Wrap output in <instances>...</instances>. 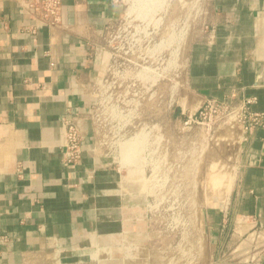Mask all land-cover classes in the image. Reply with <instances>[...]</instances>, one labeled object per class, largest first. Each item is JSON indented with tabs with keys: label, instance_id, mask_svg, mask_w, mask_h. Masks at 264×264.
<instances>
[{
	"label": "crops",
	"instance_id": "1",
	"mask_svg": "<svg viewBox=\"0 0 264 264\" xmlns=\"http://www.w3.org/2000/svg\"><path fill=\"white\" fill-rule=\"evenodd\" d=\"M22 1L0 0V264L41 255L57 264H160L139 183L144 171L122 174L95 116L94 85L108 67L105 35L122 6L62 0V23L50 28L31 18ZM211 1L189 52L190 100L181 114H194L212 98H256L252 111L264 114V0ZM68 113L84 137L78 167L62 162ZM238 171L217 229L216 264H245L244 253H231L232 263H225L228 227V250L249 224L264 231V118L242 142ZM250 253L260 261L248 264H264V248Z\"/></svg>",
	"mask_w": 264,
	"mask_h": 264
},
{
	"label": "rangeland",
	"instance_id": "2",
	"mask_svg": "<svg viewBox=\"0 0 264 264\" xmlns=\"http://www.w3.org/2000/svg\"><path fill=\"white\" fill-rule=\"evenodd\" d=\"M118 2L122 16L104 41L107 72L94 85L95 116L106 152L124 176L144 171L139 183L160 242V264H216L217 229H222L238 178L240 130L222 135L203 125H186L188 118L181 114L190 100L189 52L206 26L212 1ZM137 136L139 147L125 152ZM232 229L224 236L228 259L249 243L246 235L228 250ZM50 258L33 256L26 264L58 263Z\"/></svg>",
	"mask_w": 264,
	"mask_h": 264
},
{
	"label": "built area",
	"instance_id": "3",
	"mask_svg": "<svg viewBox=\"0 0 264 264\" xmlns=\"http://www.w3.org/2000/svg\"><path fill=\"white\" fill-rule=\"evenodd\" d=\"M21 6L31 18L40 20L44 26L56 28L62 23V0H23ZM256 102V98H246L238 103L227 99H207L197 112L187 116L188 119L185 124L203 125L208 127L209 131L215 129L222 135L225 130L228 133L234 132L238 128L241 142H243L261 124L264 118V114L252 111L251 107ZM63 125L65 131L61 148L62 162L69 166L78 167L84 156L83 134L76 118L69 113L64 116ZM245 224V219H240L238 227ZM249 226V233L246 234L249 243H244L243 248H236L232 252V254L244 253L246 255L243 259L245 264L259 262V257L250 252L264 248V231L259 228L257 222L249 224ZM240 227L239 229H241Z\"/></svg>",
	"mask_w": 264,
	"mask_h": 264
},
{
	"label": "bare ground",
	"instance_id": "4",
	"mask_svg": "<svg viewBox=\"0 0 264 264\" xmlns=\"http://www.w3.org/2000/svg\"><path fill=\"white\" fill-rule=\"evenodd\" d=\"M152 6V5H151ZM144 7H145V4H144ZM143 7V8H144ZM147 7H148V5H147ZM149 9L150 8H148L147 10H148V13H149ZM144 10V9H143ZM147 10H146V12H147ZM146 12H144V13H146ZM144 13H143V15H144ZM138 140H139V137L137 136V137H134V138H132L128 143H127V145H126V148H125V152H132V151H134L135 149H137L136 148V146H138L139 144H138ZM139 147V146H138ZM122 150V149H121ZM123 151H124V149H123Z\"/></svg>",
	"mask_w": 264,
	"mask_h": 264
}]
</instances>
